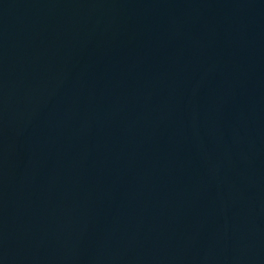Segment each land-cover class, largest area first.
<instances>
[{
    "label": "water",
    "instance_id": "water-1",
    "mask_svg": "<svg viewBox=\"0 0 264 264\" xmlns=\"http://www.w3.org/2000/svg\"><path fill=\"white\" fill-rule=\"evenodd\" d=\"M0 264H264V0H0Z\"/></svg>",
    "mask_w": 264,
    "mask_h": 264
}]
</instances>
